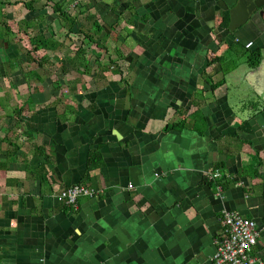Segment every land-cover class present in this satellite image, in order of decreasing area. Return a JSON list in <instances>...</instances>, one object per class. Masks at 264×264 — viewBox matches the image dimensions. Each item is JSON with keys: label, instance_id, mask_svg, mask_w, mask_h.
<instances>
[{"label": "crops", "instance_id": "obj_1", "mask_svg": "<svg viewBox=\"0 0 264 264\" xmlns=\"http://www.w3.org/2000/svg\"><path fill=\"white\" fill-rule=\"evenodd\" d=\"M219 1L55 0L72 32L101 27L65 77L46 72L73 55L51 5L5 8L63 45L7 69L0 40V264H213L224 211L256 223L264 264V71L246 63L264 33L240 9L221 24ZM72 185L98 194L58 201Z\"/></svg>", "mask_w": 264, "mask_h": 264}, {"label": "trees", "instance_id": "obj_2", "mask_svg": "<svg viewBox=\"0 0 264 264\" xmlns=\"http://www.w3.org/2000/svg\"><path fill=\"white\" fill-rule=\"evenodd\" d=\"M55 0H45L46 5H51V8L53 10V13L57 15V17L65 23V26L67 27V33L66 36L70 40L69 37H71V34H75L77 37V40H80L83 44L85 42L90 43L94 46H98L97 42V35L101 31L100 25L94 21L91 25L90 31L88 33L82 32V30H79L77 32H72L73 27L75 26V19L71 16L70 13H67L66 11L62 10V7L58 5L57 3L54 2ZM35 0H29V2L25 1H4L0 0V15L2 18V21H0V40H3L5 44H7L9 47L13 45L11 41L9 40V36L12 35L15 31L8 26L6 22V7H13V6H22L23 9L27 12H34L35 7H34ZM227 19L223 20V24L226 25ZM16 25L18 26V22H16ZM15 33H18L15 32ZM71 33V34H70ZM28 48L25 47L26 49L22 48L21 51L17 50L16 54L9 60V65L7 66V69H13L15 68V62L19 58V55L22 53V50L24 51V57L26 59V64H35L38 66L37 68L42 67V62L40 61V58H37V53L40 51H57L63 43H60L59 41L55 40L54 37H49L45 38L43 33H39L38 30L35 29V32L33 33L32 36H29L28 38ZM73 55L72 57H64L61 59V71L63 73H67L68 70L65 68V64L67 63L70 68L77 72L79 75H82L81 69L87 70L89 67L88 63V55L87 52L82 48V46H76L74 50L72 51ZM262 58L261 55V50L257 49L254 51H251L247 54L246 56V63L249 66V68L254 69L258 66L260 60ZM15 70V69H14ZM14 70H10L8 76L11 75V72ZM105 70V69H104ZM28 72L33 75V71L28 70ZM213 88V87H212ZM18 112H21L19 110ZM173 127H178V126H173ZM100 159L97 153H93L90 157L89 161V167L88 171H91L94 168H97L99 166Z\"/></svg>", "mask_w": 264, "mask_h": 264}, {"label": "built area", "instance_id": "obj_3", "mask_svg": "<svg viewBox=\"0 0 264 264\" xmlns=\"http://www.w3.org/2000/svg\"><path fill=\"white\" fill-rule=\"evenodd\" d=\"M251 45V42L247 43L246 48ZM220 178L218 171L208 177L216 184L218 190H221V186L217 184ZM97 194V191L91 188L72 185L60 190L57 194V200L74 207L78 198H94ZM258 236L257 225L252 219L243 217L236 212H222L220 216V233L215 239L213 264H255L258 260L251 253L257 245Z\"/></svg>", "mask_w": 264, "mask_h": 264}, {"label": "rangeland", "instance_id": "obj_4", "mask_svg": "<svg viewBox=\"0 0 264 264\" xmlns=\"http://www.w3.org/2000/svg\"><path fill=\"white\" fill-rule=\"evenodd\" d=\"M4 1H8V0H4ZM10 1L13 2L15 0H10ZM18 1H29V0H18ZM6 8H9V7H6ZM21 10H24L22 6H21ZM11 15H12L11 16L12 18L6 19V22H7L8 26L10 25V27L13 29V31H15V32L18 31L19 34L14 32L12 34V37H9V40L11 41V43H16L17 44V50L21 51L22 48H24V49H26L25 47L28 48V43H27L28 42V39H27L26 36H24V34H20V29H22L23 27H21V25L19 26V21H17V18L22 17L23 14H22V11H14V13L11 14ZM16 22H18V26L16 25ZM69 38H70V42L71 43H69V45L67 44V47L64 50V54H67V51L68 52L69 51H73L74 48H75V46H80L81 45L82 48L86 52L89 51V50H91V47L93 46L92 44H90L88 42L87 43L85 42V44H83L80 40H77V37L75 35H73V36H71ZM19 56H21V61H22L23 60V57H24V51L23 50H22V53ZM53 56H54V54H53ZM92 56H94V54H92L91 57ZM36 57L39 58L38 55ZM41 57H42V61L44 62L45 61V57L43 55H41ZM24 59H27V58L24 57ZM58 60L60 61L61 60V57H59ZM23 67H25V65H23ZM32 67H33V65H32ZM56 68L57 69H55V70H53V69L47 70L46 71L47 72V75L56 73V74H54L55 77H57V76L58 77H65V76H67V75H65V73H63L62 71H60L61 68H59L58 66H56ZM21 71H25V69H21L19 72L21 73ZM25 73H26V71H25ZM39 73H42V72H39Z\"/></svg>", "mask_w": 264, "mask_h": 264}, {"label": "water", "instance_id": "obj_5", "mask_svg": "<svg viewBox=\"0 0 264 264\" xmlns=\"http://www.w3.org/2000/svg\"><path fill=\"white\" fill-rule=\"evenodd\" d=\"M222 2L225 3V5L227 6V8H229L230 11V15L231 18L233 16V12L234 10L240 9L242 11H244V13L248 15L247 20L249 19L250 21L256 16V14L259 15V17L261 18L260 22L263 25L264 28V0H233L231 2H229V0H221ZM253 6L252 8H249L250 6ZM231 26L229 25V30H230ZM264 32V29L262 30V32L260 31V37L262 38V34ZM262 58L258 64V66L249 73V75H253L260 77L263 74L264 71V46L261 47L260 49ZM248 83V82H247ZM235 92H239V91H235ZM242 93V92H240ZM260 97L261 94H259ZM263 99V97H262ZM264 100V99H263Z\"/></svg>", "mask_w": 264, "mask_h": 264}, {"label": "flooded vegetation", "instance_id": "obj_6", "mask_svg": "<svg viewBox=\"0 0 264 264\" xmlns=\"http://www.w3.org/2000/svg\"><path fill=\"white\" fill-rule=\"evenodd\" d=\"M231 1H233V0H229V2H231ZM220 2V1H219ZM218 2V3H219ZM221 4H219V6H218V9H219V14L223 17V20L224 19H228V14H230V9L229 8H227V6L225 5V3L224 2H220ZM253 6L251 5L249 8H252ZM234 11H236V10H234ZM254 18H256V20L258 19V20H261V18L259 17V15L258 14H256V16L254 17ZM253 18V19H254ZM223 20H222V22H221V24H223ZM220 24V25H221ZM258 25H260V31H262V29H264L263 28V25H262V23L260 22ZM262 28V29H261ZM264 33V32H263Z\"/></svg>", "mask_w": 264, "mask_h": 264}]
</instances>
